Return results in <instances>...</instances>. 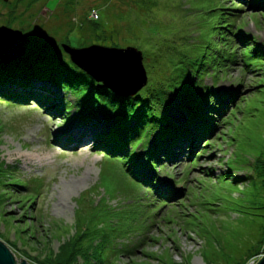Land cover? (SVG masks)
<instances>
[{
    "label": "rangeland",
    "instance_id": "374dc122",
    "mask_svg": "<svg viewBox=\"0 0 264 264\" xmlns=\"http://www.w3.org/2000/svg\"><path fill=\"white\" fill-rule=\"evenodd\" d=\"M93 17L100 22L92 27L98 35L94 39L80 30ZM34 18L44 23L39 38L45 35L61 57L64 44L93 47L73 55L112 86L116 78H127V66L120 60L124 57L98 46L140 48L147 74L143 87L155 88L180 52L192 50L211 62L218 46L236 43L239 62L229 64L219 57L226 69L222 67L219 80L211 75L205 83L236 92L237 101L220 99L229 107L225 122L208 140L175 150V159L156 169L154 190L131 175L124 158L104 157L98 150L102 116L82 124L74 110L65 116L53 103L43 107L33 100L18 104L0 97V167L5 164L0 170V239L17 260L40 264L35 257L58 252L78 221H91L89 232L97 231L92 235L98 245L91 252L119 257L114 264H239L251 249L263 248L259 220L247 213L256 205V187L247 177L254 161L264 158V66L244 65L242 45L234 35L242 28L239 32L264 48V7L254 0H0V26L28 34L21 22ZM230 22L235 32L229 33L234 40L228 42L226 30L214 27ZM25 42L22 36L21 45ZM107 59L119 60L121 67L114 61L109 72H99L95 62L107 64ZM134 70L144 83V71L135 65L128 67L129 75ZM114 87L128 92L122 83ZM85 127L92 140L84 139ZM235 177L242 179L231 182ZM17 178L27 188L12 186ZM159 188L166 196H158ZM170 190L177 191L175 196L167 197Z\"/></svg>",
    "mask_w": 264,
    "mask_h": 264
},
{
    "label": "trees",
    "instance_id": "16d2710c",
    "mask_svg": "<svg viewBox=\"0 0 264 264\" xmlns=\"http://www.w3.org/2000/svg\"><path fill=\"white\" fill-rule=\"evenodd\" d=\"M254 5L264 7V0H254ZM86 20L89 21V26L81 24L80 30L83 33L89 32L91 34L89 37L94 39L98 35L92 27L99 26V19L93 17ZM30 22H21V27L30 32L28 34L22 32L26 36V42L20 49L24 48V52L20 55H16L19 53L16 52L13 57L0 61V97L18 104L33 100L43 107L53 103L57 113L65 116H69L74 110L82 124L92 119L98 120L102 116L101 122L104 126L97 135L98 150L104 157L108 154L124 158L123 164L134 178L138 177V180L135 179L141 185L147 183L154 189V181L159 176L155 173L156 169L164 168L163 162L174 160L175 150L182 149L187 144L192 145V141L199 145L200 141L208 140L217 132L220 123L225 122L226 118L223 116L229 108L220 99L231 98L233 103L237 101L236 92L219 90L216 84L205 83V78L211 75L216 81L219 80V73L226 69L222 66V61L218 60L219 57L229 64L239 62L237 59L239 45L236 43L228 45L226 41L224 45L218 46L216 49L218 54L213 56L211 62H208L203 54L192 50L180 52L172 62V70L155 88L148 84L134 94L120 93L113 89L111 84L108 85L112 87L106 85L104 81H99L97 77L100 76L95 71L82 68L65 52V49V57L56 54L45 35L42 34L39 38L38 31H42L40 27H43L44 23L40 25L36 18ZM231 27H234L232 22L221 27L216 25L214 29L226 30L224 40L229 42L234 40L229 35L235 32ZM239 29L234 36L242 45L240 60H243L247 67L264 66L263 46L253 40L254 44L251 36L241 30L239 32ZM127 65L131 66L128 63L122 64L124 67ZM101 71L99 69V72ZM120 72L122 73L121 70ZM262 91V89L256 91V95ZM58 92L65 95L59 97ZM70 95H73V100ZM254 164L253 174L247 178L256 187L252 200L256 205L247 213L251 220H259L257 226L264 236V158H258ZM4 165L1 164L0 170H5ZM146 171H151L149 172L151 174ZM256 174L259 175V181L254 180ZM224 178L227 179V175H224ZM240 179L242 178L235 177L231 182L238 183ZM17 180L12 186L27 188V183L20 178ZM163 187L162 184L160 188ZM160 188L158 196H166ZM176 193L177 191L170 190L167 197L175 196ZM90 224L91 221L88 224L78 221L74 234L60 246L58 252H51L43 259L35 258L40 264H76L79 260L83 261L82 264H114L119 261V257L96 255L91 252L92 247L98 245L95 244L92 235L97 231L89 232ZM259 253H264V246L251 249L248 257L239 264H245L248 259Z\"/></svg>",
    "mask_w": 264,
    "mask_h": 264
},
{
    "label": "water",
    "instance_id": "95a60500",
    "mask_svg": "<svg viewBox=\"0 0 264 264\" xmlns=\"http://www.w3.org/2000/svg\"><path fill=\"white\" fill-rule=\"evenodd\" d=\"M2 36H6L7 39L10 38L11 41L12 40H16V42L17 41L20 42L21 40H19V39H21L22 36H25V35L20 30H16V29H13V28H10V27H7V26L3 25V26H0V37H2ZM20 44H21V42H20ZM7 47H9V45H4V43H3L2 46H0V52L3 49L5 50ZM21 47H22V45H21ZM98 47L99 48H97V49H99V51L105 50V51L118 52L119 54H121V56H123L125 58V60H123L124 58L123 59L120 58V60H121L123 65L124 64L126 65L127 63L130 64L131 66H129V68L132 67V66H133L132 68H134L135 65H138L145 73V69H144V66H143V54H142V51H140V50H138V49H136L134 47H126V48H121V49L107 48V47H103V46H98ZM63 48L76 61V59H75V57L73 55L74 52L80 51V50L83 51L85 49H90V48H93V47L75 49V48L70 47L67 44H64ZM23 52H24V48H23V50L21 49L20 53H23ZM100 54H101V52H100ZM105 61H107V60H105ZM76 63L79 64L82 68L87 69V67L85 65H82V63H80L78 61H76ZM135 69H137V68H135ZM103 73L105 74L106 72H103ZM102 76H104V75H102ZM102 76H100V77H102ZM100 77H97L98 80L99 81H104V83H105V80L103 78L100 79ZM146 81H147V76H146V73H145V81H144V83L142 82V84H140V87L135 92H133L132 94H134L138 90H140L145 85ZM106 85H108V84H106ZM108 86L112 87L111 85H108ZM112 88L117 90L114 87V85H113ZM0 264H31V263H29L27 260H24V259L21 260V261H18L17 258L14 255V253L10 250V248L6 245V243H4L0 239ZM255 264H264V254L262 255V257Z\"/></svg>",
    "mask_w": 264,
    "mask_h": 264
},
{
    "label": "bare ground",
    "instance_id": "6f19581e",
    "mask_svg": "<svg viewBox=\"0 0 264 264\" xmlns=\"http://www.w3.org/2000/svg\"><path fill=\"white\" fill-rule=\"evenodd\" d=\"M3 40V41H2ZM19 40H21V39H19ZM21 42V41H20ZM20 42H16V40H12L11 41V39L9 38V39H7V37L6 36H2V37H0V46H2V44L4 43V45H9V47H7L5 50L3 49V50H1V52H0V57L1 58H4V59H6V58H9V57H12V56H14L15 55V53L16 52H20L21 51V49H19L21 46V44H20ZM11 46V47H10ZM108 60V62H107V64L105 63V64H100L99 65V63H96L95 62V64H96V67L98 68V69H100V70H102L103 72H109L110 71V69H111V67H112V65H115L114 64V61L116 62V64H118L119 63V60H117V59H112V60H109V59H107ZM120 64V63H119ZM86 66L88 67V65L86 64ZM110 66V67H109ZM120 67H121V65H119ZM90 68V67H89ZM114 69H116V67H114ZM127 78L125 77V80L124 79H122V77L123 76H121V77H118V79H115L114 80V85H116L117 84V82H119V83H122L124 86H125V88L128 90V92L127 93H133V92H135L139 87H140V82H141V77H140V74L138 73L139 71H134V72H132L130 75H129V72H128V65H127ZM120 73V72H119ZM109 74L110 73H107V76H108V78H110L109 77ZM102 78H104V77H102ZM104 80L106 81V79L104 78ZM107 82V83H106ZM105 82V84H109L108 83V80ZM113 84V83H112ZM116 88V87H115ZM88 129V127H85V129H82V131H84V139L85 138H89V139H93V138H90V133H86L87 130ZM90 129V128H89ZM68 135H71V136H77V135H75V134H68ZM70 138H72V137H70ZM86 139V140H87ZM90 141V140H89ZM28 156H30V159L32 160V159H35V158H33V156H36L35 154H28Z\"/></svg>",
    "mask_w": 264,
    "mask_h": 264
},
{
    "label": "built area",
    "instance_id": "2783aa9c",
    "mask_svg": "<svg viewBox=\"0 0 264 264\" xmlns=\"http://www.w3.org/2000/svg\"><path fill=\"white\" fill-rule=\"evenodd\" d=\"M256 261H257V257H255V258L251 259V261H250V263H249V264H255V263H256Z\"/></svg>",
    "mask_w": 264,
    "mask_h": 264
},
{
    "label": "clouds",
    "instance_id": "9594fccd",
    "mask_svg": "<svg viewBox=\"0 0 264 264\" xmlns=\"http://www.w3.org/2000/svg\"><path fill=\"white\" fill-rule=\"evenodd\" d=\"M262 255H263V254H262ZM258 257H259V256H258ZM261 257H262V256H261ZM254 258H255V257H254ZM252 259H253V258H252ZM250 261H251V260H250ZM257 261H258V260H257ZM257 261H256V262H257Z\"/></svg>",
    "mask_w": 264,
    "mask_h": 264
}]
</instances>
